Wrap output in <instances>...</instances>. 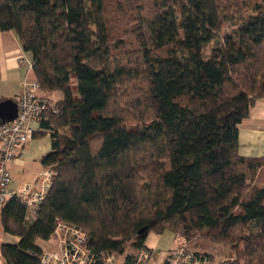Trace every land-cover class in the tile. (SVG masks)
<instances>
[{
	"label": "trees",
	"instance_id": "1",
	"mask_svg": "<svg viewBox=\"0 0 264 264\" xmlns=\"http://www.w3.org/2000/svg\"><path fill=\"white\" fill-rule=\"evenodd\" d=\"M227 2L0 0V30L40 89L62 94L40 123L43 200L34 214L17 196L0 204L2 230L19 237L1 245L3 264H42L36 240L57 219L85 233L92 264H133L164 231L187 248L229 243L223 264H264V157L238 153V125L264 100V0L222 33Z\"/></svg>",
	"mask_w": 264,
	"mask_h": 264
},
{
	"label": "built area",
	"instance_id": "2",
	"mask_svg": "<svg viewBox=\"0 0 264 264\" xmlns=\"http://www.w3.org/2000/svg\"><path fill=\"white\" fill-rule=\"evenodd\" d=\"M18 63L32 69L31 59L24 52L20 55ZM16 103L15 118L0 124V204L12 196H17L26 204L30 213L34 214L50 185L51 170L42 168L39 172L38 187L25 183L20 190L13 192L9 189L11 174L7 163L15 157L16 149L24 146L34 136L37 128H41V121L47 120L50 112L57 114L58 110L54 102L44 95L37 80L28 77L20 84ZM51 238L54 240L55 250L42 249V264H92V259L84 248L85 233L79 228L57 219ZM175 243V247L167 251L163 259L154 263L150 260V249L142 248L133 264H214L205 256L188 249L182 238H175ZM104 264L118 263L110 255Z\"/></svg>",
	"mask_w": 264,
	"mask_h": 264
},
{
	"label": "crops",
	"instance_id": "3",
	"mask_svg": "<svg viewBox=\"0 0 264 264\" xmlns=\"http://www.w3.org/2000/svg\"><path fill=\"white\" fill-rule=\"evenodd\" d=\"M22 52L15 34L12 31L0 30V83L4 82L2 86L0 85V99H17L23 79L25 77L35 79L32 69L25 64L18 63ZM43 93L53 101L61 98V96L53 97L55 91H43ZM49 150V132L37 128L34 136L24 146H19L15 157L7 163L11 174L9 183L11 191L20 190L25 183L38 187L39 172L43 168L40 160ZM238 153L246 157H264V100L255 101L249 108L248 115L238 125ZM18 240V236L4 232L0 225V247L6 243L16 244ZM174 241L175 235L169 231L160 234L149 233L145 246L150 249L152 255L158 256L155 261L157 262L164 258L169 249L174 247ZM36 243L41 249L55 250L53 238L37 239ZM122 259L123 257H120L115 260L120 264ZM0 264H3L1 254Z\"/></svg>",
	"mask_w": 264,
	"mask_h": 264
},
{
	"label": "rangeland",
	"instance_id": "4",
	"mask_svg": "<svg viewBox=\"0 0 264 264\" xmlns=\"http://www.w3.org/2000/svg\"><path fill=\"white\" fill-rule=\"evenodd\" d=\"M226 1H228L227 3L231 4V7H228L229 15H231V19H230L231 21L223 22V25L221 28L222 33L228 32L229 30L233 28V24H235L234 20H236L237 18L238 19L241 18L240 17L241 15L245 16L248 13H250L251 12L250 6L253 2V0H226ZM209 47L210 46H208L206 50H208ZM1 82L2 83H0V85L2 86L4 82L3 81ZM61 95L62 94L60 91H55L53 97L56 98V96H61ZM175 245L176 243L174 241V247ZM187 246L191 250H196V251L203 252V253L204 252L209 253L211 255L212 262L215 264H223L224 261L231 259L235 255L234 249L231 247L229 243L211 241L208 237H204V236H195L191 238L188 241ZM240 247L241 246H239V248ZM157 258H158L157 255L151 254L150 260L155 262Z\"/></svg>",
	"mask_w": 264,
	"mask_h": 264
},
{
	"label": "water",
	"instance_id": "5",
	"mask_svg": "<svg viewBox=\"0 0 264 264\" xmlns=\"http://www.w3.org/2000/svg\"><path fill=\"white\" fill-rule=\"evenodd\" d=\"M17 113V103L13 99H6L0 101V124L11 121L15 118ZM144 228L140 229L141 233Z\"/></svg>",
	"mask_w": 264,
	"mask_h": 264
}]
</instances>
